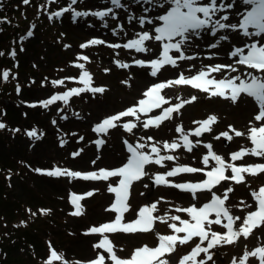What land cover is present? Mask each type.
Returning <instances> with one entry per match:
<instances>
[{"label": "rangeland", "instance_id": "1", "mask_svg": "<svg viewBox=\"0 0 264 264\" xmlns=\"http://www.w3.org/2000/svg\"><path fill=\"white\" fill-rule=\"evenodd\" d=\"M14 1L10 9L15 10L14 16L18 15L21 24L14 22L17 28H11L9 30L10 37L2 43L3 63L0 65V82L5 83L8 88L12 86V88L9 89L6 97L0 98V101H3L5 105L14 106L16 116L11 115L10 112L14 119L9 121L5 118L6 109L4 108L0 111V118L5 121L4 124L12 134L21 133L18 137L12 135V140L18 145L19 161L27 169L25 168L23 177L15 175L11 178L15 192L9 191V193L11 196L18 195L20 201L29 206L30 211H28L32 218L35 217L33 209L38 210V207L42 206L40 207L43 217L41 226L44 232V244L40 249L42 255L45 254L50 259L49 253L53 247L60 252L62 257L61 260L55 261L58 264H64L65 261L67 264H78V262L79 264H88L100 254L105 255V264H112L103 249L94 248V245L103 237L100 234H89V229L115 219L116 213L106 209H109L115 200V195L107 190L108 185L115 186L118 183L117 177L110 178L108 181H85L68 176L51 177L45 174L42 176L36 169L53 170L59 167L81 173L98 172L100 169L112 170L127 162L130 153L126 150L125 140L134 146L137 142L149 145L143 149L149 152L150 145L155 143L162 149V155H173L177 159L165 161L163 167L155 164L148 165L149 175L131 185L128 199L131 210L125 213L124 222L134 220L141 207L151 204L157 205L155 216L167 218L169 215H179L182 219H190L187 213L177 212L176 209L187 208L192 204L201 207L210 201L211 194L197 193V199L193 200L189 193L174 187L155 184V175L184 164H193L196 168L211 170L215 166V161L210 159L207 166L203 164V156L208 154V149L204 146L206 144H211L212 151L223 157L225 161L232 163L231 153L240 151L241 148L252 147L251 141L247 138L250 127H258L264 123V121H254V116L258 114L257 106L253 107L250 104L246 106V98L243 96L236 104H232L229 100L220 97L209 99L208 94L193 90L186 85H174L179 93L174 96L164 93V96L170 101V104L165 107L180 103L181 100H188L193 95L198 99L185 104L178 113L174 112L172 119L164 121L159 128L144 129L142 124L138 123L132 133L126 132L122 127H117L110 129L107 134L97 133L94 128L105 118L136 105L140 99L144 98L143 93L156 81L177 79L180 72H183L185 76L195 75L205 66L220 62L234 64V59L229 60L226 55L232 46L243 47L246 43L237 45V43L231 42L230 47L223 44L230 43L229 39L215 50L205 49L198 44L201 42L198 40L209 36V41L214 42L218 37H212L208 33L202 34L201 38H194L192 43L186 46V54L204 57L206 63L198 58L178 61L179 67L165 66L158 77L154 78L148 74L149 69L137 66L135 60L147 61L157 58L161 51L159 43L154 45L153 41L147 42V45L153 49L147 54L123 48L113 49L106 45H95L82 49L80 45L92 39L123 44L129 39L135 38L137 32L152 31L153 33L156 21L153 25L145 24L141 28L138 18L140 16L154 18L164 14V10L158 6L159 0H154L152 4H148L146 0H122L125 8H114L117 19L106 18L108 27H105L104 21L98 17L90 15L74 17L72 11L56 17L54 13L67 7L70 0H54V2L53 0H30L29 4H24L23 0ZM227 3H232L234 6V0H229ZM13 4H16L15 7ZM108 7H114L110 0H78L76 5H72L75 11L86 12L105 10ZM165 7L169 6L165 5ZM237 13L236 9H228L221 14L229 15L230 22L233 19L238 22V19L236 21L235 18L238 16ZM129 16L136 17V19L130 23ZM120 25H123L122 31ZM113 28L117 29V35H113ZM29 31L33 33L31 37H27ZM125 32L127 35H124ZM223 34L230 37L232 32L222 30L218 35ZM22 37L27 38L21 39ZM251 39L254 38H250L248 43L253 42ZM12 51L16 52L14 57L11 55ZM218 53L222 55H218ZM81 55L88 56L89 61L78 60V56ZM211 56H225L228 59L223 57L220 59L222 61L218 59L209 61L211 58L208 59V57ZM117 60L129 64L130 67H119L115 63ZM81 63L85 65L84 69L75 66ZM84 70L91 74V86L103 87L105 89L103 93L84 92L74 95L67 105L62 101H57L48 108L40 105L41 101L49 99L52 95L62 94L72 88L83 87L84 85L79 82V76ZM4 71L9 72L7 81H4L2 77ZM220 75L213 76L221 79L229 76V72L220 73ZM230 75L232 76L233 73ZM56 80H64V83L54 86L52 82ZM125 81L127 83H124ZM34 104L36 107L31 106ZM158 114L160 113L155 115ZM212 115L218 119L217 122L210 125V132H205L200 137L189 136L193 143L200 142L192 152H188L182 147L174 151L163 149V142L170 143L180 139V133L175 130L177 126H182L186 133H190L199 127V124L195 122L203 121ZM134 119V117L123 118L119 123L123 124ZM144 119L146 117L141 115V120ZM230 125L245 135L236 137L232 128H229ZM15 129H19V131H15ZM32 130L37 132L39 139L27 135ZM223 132H228L233 137L232 140L229 141L223 136H220V139H215ZM149 136L152 137V140L147 139ZM141 137L144 139L141 140ZM97 140H103L104 143L98 145L95 143ZM6 150L10 149L6 147ZM77 152L79 155L74 156L73 153ZM235 163L237 165L264 163V158L246 155L243 160L235 161ZM244 175V183L235 184L225 181L221 186L213 189L218 195H222L223 185L227 184L233 187L234 191L229 193L226 206L230 208L233 216H240L242 219L248 211L256 208V202L251 193L264 186V173L255 177ZM203 176H205L203 172L181 173L168 179L173 183H181L187 180H198ZM21 183H26L27 191ZM90 191L94 194L90 197L86 196L85 194ZM71 193L84 196L79 201L81 215H73L77 209L70 200ZM245 205H252V207L248 208ZM242 219L236 222L237 227ZM213 230L225 231L218 225H214ZM157 233L168 235L171 234V229L166 224L156 221L154 231L150 233H104V235L111 240L116 255L126 259L131 257L136 248L144 245L156 247L158 245ZM196 242L198 239L194 240L191 245H178L176 252L166 256L169 264H178L181 257L190 252ZM261 245H264V227L255 230L248 239L241 237L238 242L232 245L213 249V259L215 264H232L234 258L238 261L245 251H252ZM203 256L204 254H201L200 258ZM249 264H259V262L255 258H250Z\"/></svg>", "mask_w": 264, "mask_h": 264}, {"label": "snow or ice", "instance_id": "2", "mask_svg": "<svg viewBox=\"0 0 264 264\" xmlns=\"http://www.w3.org/2000/svg\"><path fill=\"white\" fill-rule=\"evenodd\" d=\"M54 2V0H53ZM148 4L154 3V0H146ZM24 4H29L30 0H23ZM78 0H70V4L63 8L61 11L54 13L56 17L62 16L64 13L72 11L74 17H98L104 21V26L108 27L106 18L116 20L115 9L125 8L122 0H110L114 7H108L105 10H98L92 12L75 11L72 5H76ZM243 5L246 6L244 12L238 13L240 19L238 22H230V17L224 13L228 9L233 8L232 3H218V0H159V8L164 10V14L157 15L154 18L140 16L138 18L141 28L145 24L153 25L155 21H159V25L154 27V34L150 31L137 32L136 37L129 39L126 43H108L101 39H92L80 47L88 48L95 45H106L113 49H126L134 50L136 53H150L153 49L147 45V42H159V51L157 58L150 60L137 59L135 64L141 68L149 69L148 74L151 77H158V74L165 66L173 68L179 67L178 61L194 60L197 57L194 55L186 54V46L190 45L194 38L199 39L202 34L208 33L212 37H218L214 42H210L208 47L210 49H217L221 47L222 42L229 41L230 37L227 34L218 35L222 30L237 35H242L245 38H262L253 39V42L246 43L243 47L232 46L228 52L229 59H234V64H215L208 65L200 69L195 75L185 76L180 72L177 79H169L167 81L153 83L144 93L143 99L132 107L127 108L117 114L105 118L101 123L97 124L94 131L97 133H104L110 129L122 127L126 132L132 133L133 129L137 128L138 123L142 124L144 129L150 127L159 128L161 124L172 119L174 112L178 113L185 104L192 103L198 99L193 95L188 100H181L180 103L164 107L170 104L169 99L162 95V91L171 88L174 85H190L194 89L208 94V98L220 97L229 100L232 104H236L242 94L251 98L255 106L258 107V114L254 116L255 121H264V0H242ZM168 5L169 7H165ZM148 11V9H145ZM136 17L129 16L128 20L131 23ZM120 30H123V25H120ZM113 35H117L116 28L112 29ZM33 33L29 31L27 37H31ZM127 35V32L124 33ZM22 37L21 39H26ZM175 54V55H174ZM3 55V53H0ZM14 57L15 51L11 52ZM211 58V57H209ZM78 60L89 61L86 55L78 56ZM115 63L122 68L130 67L127 63H121L119 60ZM236 65L244 66L246 69L254 71L245 72L243 76L235 75L225 76L224 78L217 79L213 73H223L229 70V73H237L240 69ZM76 67L84 69V64H76ZM107 71V70H106ZM259 73V75L255 74ZM4 81L9 79V72L2 73ZM75 80L76 78H69ZM91 74L84 70L79 76V82L84 86L79 88H72L62 94L52 95L49 99L40 102L44 108L55 104L57 101L68 104L70 98L74 95H79L84 92L103 93V87H92ZM64 80L53 81L52 84L62 85ZM124 83H127L125 81ZM36 107V105H31ZM159 109L160 114L149 115L155 110ZM63 111V109H60ZM141 114L146 119L141 120ZM134 117V120H129L120 124L123 118ZM66 119V117H63ZM215 115L209 116L203 121H197L199 127L186 133L182 126L176 127V132L180 133V139L173 142H163V149L174 151L179 148H185L188 152H192L194 147H198L200 142L193 143L189 136L200 137L205 132H210V125L217 122ZM55 123V121H53ZM6 125L0 123V129L5 128ZM229 128H232L230 125ZM19 131V129H15ZM236 137H242L245 133L232 128ZM29 137L39 139L35 130L27 133ZM220 136L232 140V136L228 132H223L215 139H220ZM247 138L251 141L252 147L241 148L230 154L232 163L225 161L223 157L217 155L212 151V145H204L208 149V154L203 156V164L207 166L209 160L215 161V166L211 170L205 171L204 168H196L191 166H177L171 170L156 174L154 182L157 185H165L174 187L183 192L189 193L193 200L197 199V193L207 192L211 194L209 202L204 203L201 207L192 204L187 208H177V212H185L190 219H182L179 215H169L167 218L162 216H155L154 212L157 208L156 204L146 205L141 207L136 213V218L130 222H124L125 213L131 210L128 199L130 196V188L133 182L141 180L143 177L149 175L145 170L148 165L164 166L165 161H173L177 157L173 155H162V149L157 147L155 143L150 145V152L143 149L149 147L144 143H139L134 146L127 140L124 141L126 150L130 155L127 157V162L121 167L107 170L100 169L98 172L81 173L78 171H70L61 169L59 167L53 170L36 169L51 177L68 176L70 178L83 179L85 181H108L110 178L119 177L118 183L113 186L108 185V192L115 195L114 202L110 205L107 211L116 213L115 219L112 222L104 223L99 227H92L89 229V234H100L103 238L94 245L96 249H103L108 254V259L112 264H169L166 256L173 254L177 251V246L191 245L194 240L198 242L191 247L190 252L183 255L178 264H215L213 249H218L225 245H232L243 237L248 239L254 230L264 227V186H261L258 191L251 193L256 202L255 210L248 211L246 216L242 219L240 216H233L231 210L226 206V201L229 199V193L234 191L233 187L225 184L223 185L224 191L222 195H218L213 191L217 186H221L222 182L231 181L235 184L245 182V175L258 176L264 173V163L256 164H241L237 165L235 161L243 160L246 155L264 158V123L260 126H252L248 130ZM82 139V138H81ZM141 140L144 137L140 138ZM148 140H152L149 136ZM182 141V143H181ZM95 143L103 144V140H97ZM74 156L79 155V152L73 153ZM93 163H95L93 161ZM230 171V175L226 174ZM203 172L205 179L196 183H173L168 178L176 177L181 173H200ZM147 186V185H145ZM92 191L86 193V196H92ZM84 196L72 194V203L76 207V212L73 215H81V205L79 203ZM242 204L244 202H241ZM251 208L252 205H245ZM214 217V218H212ZM239 227H236V222L241 221ZM156 221L166 224L171 229V234L160 235L156 234L158 245L156 247H149L147 245L136 248L130 258H120L114 251V246L108 236L104 233H150L154 231ZM226 221V222H225ZM178 222V223H177ZM221 226L226 231H214L213 226ZM183 234V235H181ZM201 254H204L203 258ZM250 258L258 260L259 264H264V245L256 247L252 251H245L237 261L236 258L232 260V264H249ZM56 251L51 252L48 264H53V261L61 260ZM106 257L100 254L96 259L88 262V264H105ZM64 264H67L65 261ZM79 264V262H78Z\"/></svg>", "mask_w": 264, "mask_h": 264}, {"label": "trees", "instance_id": "3", "mask_svg": "<svg viewBox=\"0 0 264 264\" xmlns=\"http://www.w3.org/2000/svg\"><path fill=\"white\" fill-rule=\"evenodd\" d=\"M14 2V0H0L1 53L3 51L2 43L10 37L9 30L17 28L14 22L21 24L18 15L14 16L15 10L10 9ZM15 5L13 4L14 7ZM2 58L0 55V65L3 63ZM11 88L12 86L8 88L5 83L0 82V98L6 97L5 95ZM4 108H6L5 118L9 121L10 119L13 120L11 115H15V107L5 105L3 101H0V111ZM0 122L4 124L5 121L0 118ZM6 133L8 134L6 135ZM10 133L11 135H9ZM20 134L16 132L12 134L7 127L0 129V264H43L39 252L42 245V234L44 233L41 219L38 216L31 218L28 214V205L20 201L18 195L11 196L9 193V191L15 192L11 178L15 175L23 177L25 168L27 169L19 161L18 145L12 140V135L18 137ZM6 147L10 150H6ZM21 184L27 191L26 183Z\"/></svg>", "mask_w": 264, "mask_h": 264}, {"label": "bare ground", "instance_id": "4", "mask_svg": "<svg viewBox=\"0 0 264 264\" xmlns=\"http://www.w3.org/2000/svg\"><path fill=\"white\" fill-rule=\"evenodd\" d=\"M229 0H218V3H227ZM232 9H236V11L238 12V13H241V12H244L245 10H246V6L245 5H243V3H242V0H234V6H233V8ZM238 13H237V15H238ZM235 18H236V21H237V19L239 20L240 19V16L238 15V16H235ZM231 22H235V19H233ZM156 26H158L159 25V21H156ZM152 32V31H151ZM153 34H154V31H153ZM249 39L250 38H245V37H243L242 35H237V34H231L230 35V43L229 42H226V43H223V44H227V46H229L230 47V44H232V43H237V45H243L244 43H248V41H249ZM254 39H262V38H254ZM203 40V41H202ZM251 40H253V39H251ZM250 40V41H251ZM199 41H201L200 43H198L202 48H205V49H207V48H209L208 47V45H209V43H210V41H209V36H205V37H203V38H201L200 40H198V42ZM154 42V41H153ZM232 42V43H231ZM157 43H159V42H154V45H157ZM212 50H215V49H212ZM218 55H222V54H219L218 53ZM226 56H228V54L226 55ZM197 57V56H196ZM207 57V56H206ZM223 57L224 58H227V57H225V56H211V59L209 60V61H215L216 59H218L219 61H222V60H220V59H223ZM198 58V60H200V61H202V62H204V63H206V60L204 59V57H201V56H198L197 57ZM208 59H209V57H208ZM228 59V58H227ZM229 60H232V59H229ZM239 69H240V71L239 72H237V73H233V75L232 76H235V75H241V76H243L244 75V73L245 72H249V71H254V70H251V69H246L244 66H241V65H238L237 66ZM229 72V70H225L223 73H228ZM230 74V73H229ZM255 74H257V75H259V73H255ZM163 93L164 92H166L168 95H172V96H174V95H176V94H178L179 93V91L177 90V89H175V87H171V88H167V89H164L163 91H162ZM242 96L243 97H245L243 94H242ZM246 99H245V101H246V106H249V104L250 105H253V107L255 106V104H254V102L251 100V98H247V97H245ZM256 108V107H255ZM250 112V111H249ZM255 121V120H254Z\"/></svg>", "mask_w": 264, "mask_h": 264}]
</instances>
